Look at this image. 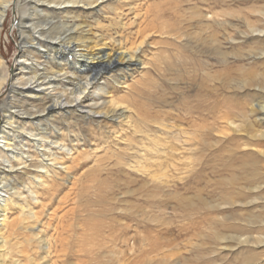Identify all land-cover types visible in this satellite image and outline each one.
<instances>
[{"label": "rangeland", "instance_id": "1", "mask_svg": "<svg viewBox=\"0 0 264 264\" xmlns=\"http://www.w3.org/2000/svg\"><path fill=\"white\" fill-rule=\"evenodd\" d=\"M71 7L58 17L77 28V37L105 42L113 60L119 50L140 46L135 56L142 62L106 74L110 103L104 108H117L110 118L74 109L38 113L36 125L22 121L67 168L57 165L37 182L39 157L32 142L22 141L33 158L11 177L21 195L12 196L2 231L20 244L8 251L7 264H68L60 252L64 241L75 264H264L254 241L264 237V138L235 132L227 122L264 130V0H106ZM18 12L10 9L0 27L5 75L19 63ZM7 98L4 91L0 102ZM38 102L13 109L29 113L51 103ZM53 139L72 153H60ZM256 185L262 188L243 189ZM257 196L251 206L232 204ZM30 208L36 218L28 220ZM45 238L51 254L43 249ZM245 239L248 244L237 246Z\"/></svg>", "mask_w": 264, "mask_h": 264}, {"label": "bare ground", "instance_id": "2", "mask_svg": "<svg viewBox=\"0 0 264 264\" xmlns=\"http://www.w3.org/2000/svg\"><path fill=\"white\" fill-rule=\"evenodd\" d=\"M99 1L104 2L106 0H91L90 3H87L86 0H0V27L3 25L10 9H14L15 7V9L17 10L18 7L19 14H17L21 16V19H16V22L18 24L17 27L20 29L21 33L19 44L20 49L18 51V56L16 59L17 61H19V63L11 68L10 73H8L7 75L3 74V72L0 73V96L4 91H8V98L6 99V101L2 103L0 102V118L2 121V123L0 124V160L4 163V166H0V179H2L0 180V264H7L9 256L8 251L12 247L15 246L16 250L18 249L17 247L19 242L16 243L13 241L15 244L12 243L9 238V234L8 236H6V234H4L5 232H3L2 230L4 227H7L6 212H8L7 209L9 208L8 205L10 204V202L14 201V198L12 199V196L20 194L17 190L14 189V187H12L13 185L11 183V177L16 175V171L18 170L17 167L21 168L20 165H23L22 167L29 166V164L27 163L29 162L28 158H33V155L30 154L29 150H27V152L24 151L25 145L22 144V141L27 140L29 142H32L33 145L31 146H34V151L39 157L38 161L40 165L35 166L37 170L34 172L33 176L37 182L43 183V177L50 176L52 174L51 168H55L57 165H60V168H62L63 170L67 168L64 165L65 163L60 160L61 158L59 154L54 149H52V145L49 144L50 146L47 147L45 137L37 138V135L32 133L33 130L26 131V129L24 128L25 126L23 127L21 124L22 121L24 120L34 124L36 121H40L41 117H37L38 113L46 114V117L52 114L55 115L54 113H56L57 115L61 113L64 114L67 111L70 112L74 109L83 112L84 115L88 118H95V116L104 117L106 119L110 118V113L116 112L117 108L114 105L113 106L116 109H109L105 111L104 108L107 104L110 103L108 101L109 99L105 100L106 94L108 93V88L106 89V85L104 86V84L106 83V74L116 67H118L119 69H121L122 67L126 69H129L131 67L135 68V66H138L140 64V61L142 62V60H139L135 56L138 49L137 47L140 46L119 51L117 50L118 53L115 52L116 57L115 60H113L110 52L111 50H109V52L106 51L107 44L105 42L99 44L97 43L98 41L95 42L91 39L83 40V36H79L80 38L77 37V28L68 27L58 17L59 14L65 11H69L71 6L78 8L84 5H93L94 3H97ZM52 3L58 4L59 7L52 5ZM64 3H73V5H63ZM79 3H82V5H78ZM26 11L27 14L23 15ZM23 17L25 20L23 19ZM262 31H264V29H262ZM1 62L0 66L3 65L1 64ZM250 80H252V78ZM60 87H63V89ZM44 100H50L51 103L46 107H42L43 109L41 110V106H39L38 109L40 111L35 110L33 112L32 110V112L26 113L28 110L26 112H23L17 109H13V107L15 108L16 103L27 104L30 102L32 104L35 101H39L37 103L39 104ZM262 104L259 110L262 113L260 120L264 121V103ZM35 105L36 103L34 104V106ZM101 107L104 108V110L101 109ZM251 111L254 112V109H251ZM25 114L26 116H24ZM244 115V117L248 120L246 114ZM227 122L230 126L229 128L233 129L235 132L246 131L247 133L245 134H248V137L252 139L255 138L254 140H256L257 138H264V130H255V127L249 121L245 125H240L238 124L239 122L236 123L231 119H228ZM42 132H44V130ZM18 137L21 141L16 142V139ZM62 141H60L59 143L55 140L52 142V144H56V146H58L57 148L61 150L60 153L70 154L72 149L66 146ZM18 145H21L22 147H19ZM261 152L263 153V150ZM14 161L15 163H13ZM23 171L25 172V170ZM250 187L243 186V189L247 188L249 191H255L262 188V186L260 185L255 188ZM33 192L31 189V193ZM260 198L261 197L257 196L253 199H247L245 201L236 200L237 202L233 201L232 204H238L239 207L240 205L242 207L251 206L254 205ZM35 213L30 208L28 211L27 219L30 220L29 218H36ZM70 235L68 237H71ZM82 237L86 236L84 235ZM117 238V242H119V237L117 236ZM111 239L114 240L115 238ZM247 240L248 239L239 240V242H237V246L248 244ZM254 241L258 248L261 247V249L263 248L264 250V237L254 238ZM64 242H62L63 248L60 249L61 257L64 260L63 262H68V264H75L69 259L70 252L67 248H65L66 242ZM47 243L48 241L45 238L43 249L45 253L51 254L50 246H48ZM141 245L142 244H140V246ZM16 250H14V252ZM22 251L24 252V250ZM17 252L19 253L20 251ZM124 254L126 255V253ZM49 262L50 261H48V263ZM121 262L126 263L125 260H121Z\"/></svg>", "mask_w": 264, "mask_h": 264}]
</instances>
